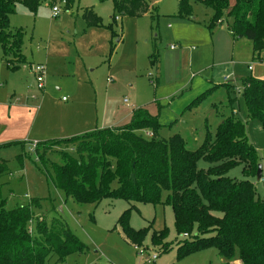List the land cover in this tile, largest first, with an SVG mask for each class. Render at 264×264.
Instances as JSON below:
<instances>
[{
    "label": "rangeland",
    "instance_id": "1",
    "mask_svg": "<svg viewBox=\"0 0 264 264\" xmlns=\"http://www.w3.org/2000/svg\"><path fill=\"white\" fill-rule=\"evenodd\" d=\"M145 1L149 12L140 17L118 15L115 22L111 2L99 0H78L69 10L62 5L56 15L48 2L35 13L17 3L8 17L10 30H20L25 61L9 69L7 58L12 57L4 56L0 46V111L5 117L12 112L23 117L5 123L8 144L0 148V160L8 172L1 178L0 196L8 209L33 198L57 199L53 216L60 217L85 247L68 255L63 264H223L215 248L177 257V247L190 237L176 234L169 205L113 198L78 203L57 190L38 170L32 144L79 135L62 133L70 119L78 117V126L87 131L121 127L131 122L135 109L144 108L165 126L162 135L178 133L194 149L203 142L206 128L213 134L222 118L233 116L243 122L247 141L261 165L264 162L263 128L248 117L242 97V79H264V60L253 58L251 41H232V58L218 66L215 61L224 58L229 43L218 36L216 42L224 51L214 55L206 28L210 9L193 2L191 18L181 19L176 16L178 0ZM87 7L101 17V26L89 27L83 21L81 13ZM223 30L224 25L214 33ZM153 53L156 61L151 64ZM39 64L45 68L44 94L33 91L31 67ZM196 97V104L186 109ZM207 165L203 160L197 163L199 169ZM241 169L236 166L227 176L241 179ZM262 180L264 172L261 180H253L261 197ZM131 205L135 208L129 225L135 230L148 227L140 245L126 239L117 224ZM162 230L166 238L151 243L152 234ZM153 254L157 258L151 261Z\"/></svg>",
    "mask_w": 264,
    "mask_h": 264
},
{
    "label": "trees",
    "instance_id": "2",
    "mask_svg": "<svg viewBox=\"0 0 264 264\" xmlns=\"http://www.w3.org/2000/svg\"><path fill=\"white\" fill-rule=\"evenodd\" d=\"M57 1L0 0V46L4 56L12 57L7 58L9 69L16 70L25 61L20 30L13 32L8 24L16 4L35 13L43 2L52 7ZM77 1L65 0V10ZM99 1L111 2L114 22L118 15L140 17L150 11L145 0ZM193 2L211 10L206 26L210 35L224 25L232 41L250 40L253 58L264 60V0H178L176 16L190 19ZM81 18L89 27L102 25L91 7L82 10ZM150 57L154 64L156 54ZM242 87L247 115L259 121L264 131V79H242ZM157 118L137 108L127 125L37 142L34 153L38 170L65 197L78 203L113 198L169 205L176 234L190 237L177 247V257L215 248L223 264L237 260L241 264H264V194L261 197L257 193L253 182L261 163L246 139L243 122L233 116L222 118L213 134L206 128L201 145L189 149L180 134L162 135L165 126ZM200 160L208 164L206 169L197 167ZM239 165L243 178L227 176ZM7 172L0 160V186ZM263 172L264 162L262 176ZM262 183L264 187V180ZM57 204V199L48 196L8 209L0 196V264H63L68 255L84 251L65 222L53 216ZM133 208L131 205L123 211L117 224L126 239L140 245L148 227L135 230L129 225ZM166 234V230L154 232L151 243L160 244Z\"/></svg>",
    "mask_w": 264,
    "mask_h": 264
},
{
    "label": "crops",
    "instance_id": "3",
    "mask_svg": "<svg viewBox=\"0 0 264 264\" xmlns=\"http://www.w3.org/2000/svg\"><path fill=\"white\" fill-rule=\"evenodd\" d=\"M216 28H223V26H217ZM227 35H228V37H227ZM218 36L219 37H222V36L225 37L228 40L227 44L229 43L224 58L216 59V61H215V62H217L218 66H223L224 62H227V60L231 59L232 56H233V48H232V43L233 42H232L228 32L225 31V28H224L223 31H217V32L213 33L212 35H210V37L212 39V43H213V53H214V55L224 51V47L223 46H219L218 42H216V39L218 38ZM263 55H264V52L261 54L262 58H264ZM223 78H225V77H223ZM44 89H45V87H43V89H41V90L37 89L36 83H35V80H34V89H33V91H35L38 94H44ZM2 108H4V106H1L0 110H2ZM15 113L18 114V112H15ZM15 113L12 112V113H10V116L5 117V116H3V113L0 111V125L2 124V129H3V130H0V148H3L5 146H7V144H8V142H4V140H6V133H7L4 130V128L6 126L5 123L6 122L9 123L10 121H13L15 118L23 117V116H20L19 114L16 115ZM78 120H79L78 117H77V119H70L68 122H66L62 126V133H64V136H72L74 134H83V132H89V131H87V130H89L87 128L80 129V127L78 126ZM33 142H39V141L38 140H33ZM28 147H29V145H28ZM234 262H240V261L237 260V261H234Z\"/></svg>",
    "mask_w": 264,
    "mask_h": 264
},
{
    "label": "built area",
    "instance_id": "4",
    "mask_svg": "<svg viewBox=\"0 0 264 264\" xmlns=\"http://www.w3.org/2000/svg\"><path fill=\"white\" fill-rule=\"evenodd\" d=\"M66 2L65 0H59L57 1V3H55L54 5H52L51 7V11L53 13V15H56L60 12V8L62 5H65ZM117 19V18H116ZM171 48H173V46H171ZM32 71L34 73L35 76V83H36V87L37 89H43L44 87V76H45V68L42 64L39 65H32ZM35 144L36 142H34L32 145L35 148ZM135 249L138 250L139 248L137 246H135ZM157 258L156 254L150 255V260L154 261ZM233 264H236V262H233Z\"/></svg>",
    "mask_w": 264,
    "mask_h": 264
},
{
    "label": "water",
    "instance_id": "5",
    "mask_svg": "<svg viewBox=\"0 0 264 264\" xmlns=\"http://www.w3.org/2000/svg\"><path fill=\"white\" fill-rule=\"evenodd\" d=\"M261 179H262V165L258 164L256 171V180H261Z\"/></svg>",
    "mask_w": 264,
    "mask_h": 264
}]
</instances>
